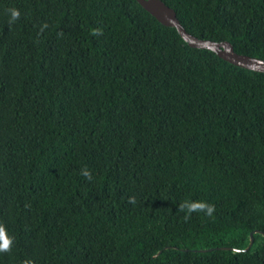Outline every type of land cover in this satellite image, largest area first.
Masks as SVG:
<instances>
[{"label": "trees", "instance_id": "trees-1", "mask_svg": "<svg viewBox=\"0 0 264 264\" xmlns=\"http://www.w3.org/2000/svg\"><path fill=\"white\" fill-rule=\"evenodd\" d=\"M162 1L264 59V0ZM0 229V264H264V72L138 0H0Z\"/></svg>", "mask_w": 264, "mask_h": 264}, {"label": "water", "instance_id": "water-1", "mask_svg": "<svg viewBox=\"0 0 264 264\" xmlns=\"http://www.w3.org/2000/svg\"><path fill=\"white\" fill-rule=\"evenodd\" d=\"M138 2H140V4L162 24L175 27L180 36L190 46L209 49L228 62L248 69L264 72V59L239 54L234 51L231 43L228 41L217 42L202 39L187 32L178 20L175 10L166 5L162 0H138ZM252 243L253 237L251 233L250 242L246 247V250L251 247Z\"/></svg>", "mask_w": 264, "mask_h": 264}, {"label": "clouds", "instance_id": "clouds-1", "mask_svg": "<svg viewBox=\"0 0 264 264\" xmlns=\"http://www.w3.org/2000/svg\"><path fill=\"white\" fill-rule=\"evenodd\" d=\"M19 17V11L13 9L11 10V20H15ZM82 175L87 177L88 179H91V174L88 172L87 169L82 170ZM132 199V198H130ZM132 202L134 203V199H132ZM183 209H186L188 214H191L192 212L201 211L204 212L206 215H211L214 211L213 206L207 204L206 202H185L181 205ZM11 241L4 235L3 230L0 229V249L6 250Z\"/></svg>", "mask_w": 264, "mask_h": 264}]
</instances>
